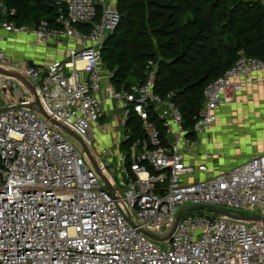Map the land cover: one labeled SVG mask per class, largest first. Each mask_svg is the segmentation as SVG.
Wrapping results in <instances>:
<instances>
[{
    "label": "built area",
    "instance_id": "built-area-1",
    "mask_svg": "<svg viewBox=\"0 0 264 264\" xmlns=\"http://www.w3.org/2000/svg\"><path fill=\"white\" fill-rule=\"evenodd\" d=\"M118 1L57 0V27L0 23V30L29 34L47 47L67 43L65 57L45 68L15 63L0 48V67L36 89L48 117L29 85L0 73V264H264V224L188 211L206 206L264 218V155L211 178L204 177L207 165L189 160L217 111L246 87L264 84V60L241 53L210 83L191 132L175 95L156 92L153 60L143 82L120 91L110 85L106 99L102 81L112 73L102 49L121 22ZM112 101L124 113L125 135L98 157L93 145L111 127L101 119ZM152 111L163 122L165 143ZM132 115L142 122L137 137L126 125ZM52 121L80 137L110 187ZM112 153L120 166L114 178ZM180 215L165 248L145 234L167 238Z\"/></svg>",
    "mask_w": 264,
    "mask_h": 264
},
{
    "label": "trees",
    "instance_id": "trees-1",
    "mask_svg": "<svg viewBox=\"0 0 264 264\" xmlns=\"http://www.w3.org/2000/svg\"><path fill=\"white\" fill-rule=\"evenodd\" d=\"M57 0H0V23L57 27ZM121 22L102 49L105 70L116 91L143 82L148 61L158 65L156 92L173 93L191 132L205 103L206 87L238 61L240 54L264 60L263 0H119ZM82 30L87 28L79 27ZM150 121L166 142L158 114ZM134 137L142 122H126ZM189 135H193L189 133Z\"/></svg>",
    "mask_w": 264,
    "mask_h": 264
},
{
    "label": "crops",
    "instance_id": "crops-1",
    "mask_svg": "<svg viewBox=\"0 0 264 264\" xmlns=\"http://www.w3.org/2000/svg\"><path fill=\"white\" fill-rule=\"evenodd\" d=\"M31 37L29 34L14 35L0 30V48L15 63H30L40 68L65 57L67 43L65 47H47ZM60 50L62 53H58ZM109 86L104 87L106 93ZM216 114V123L200 134L196 153L189 159L193 164L208 166L209 172L204 176L207 178L232 170L253 156L264 155V84L246 87L242 94L222 106ZM220 135L233 138L225 157L217 154L215 141ZM111 145L116 146L114 143L108 146ZM209 155L210 158H207Z\"/></svg>",
    "mask_w": 264,
    "mask_h": 264
},
{
    "label": "rangeland",
    "instance_id": "rangeland-1",
    "mask_svg": "<svg viewBox=\"0 0 264 264\" xmlns=\"http://www.w3.org/2000/svg\"><path fill=\"white\" fill-rule=\"evenodd\" d=\"M31 38H34V37L32 36ZM65 46H66V44L64 43L62 45V47H65ZM54 47L57 48L56 46H54ZM58 53H62V51L60 50V51H58ZM63 53H64V51H63ZM109 85H110V81L107 80V76L104 75V79L102 81V88L104 89V87L109 86ZM102 94H103L104 98L108 99L109 96L107 95V93L105 91ZM110 105H111V108L113 110L110 112H106L105 116L101 120L105 123H109L111 125V127L107 130H101L100 132H98V134L95 137L96 143H94V145H93L94 153L97 154L98 157H100L99 151H101L102 149L109 148L108 145L110 143H112V144L114 143V145L119 146L121 141L124 139V135H125L124 113H123L122 109L119 108L117 102L112 101V103H110ZM108 110L109 109H107V111ZM115 127H117V129ZM65 136L74 145H76L78 147V149L82 152L88 167L94 169V165H93L92 161L90 160L88 154L86 153L83 145L79 141L74 139L72 136H70L69 134L65 133ZM232 141H233V138H231V136L225 135L222 137L220 135L219 140L215 141L216 148L218 150L217 151L218 156L225 157L226 150L228 147L231 148ZM111 147H112V145H111ZM109 159H112L113 161H112L111 165H108V175H109V177L113 176V178H114L115 176H114L112 171H119V169H120L119 162L117 160V156L115 153L110 154ZM106 163L107 162H103V164H106ZM101 183L105 186V184L102 180H101ZM230 212H232L234 214H239L241 216H256L257 215V212H248V211H240V210H231ZM194 213L213 215L212 213L206 212V211H195ZM157 244L159 246H161L162 248L166 247V244H164V242H157Z\"/></svg>",
    "mask_w": 264,
    "mask_h": 264
},
{
    "label": "water",
    "instance_id": "water-1",
    "mask_svg": "<svg viewBox=\"0 0 264 264\" xmlns=\"http://www.w3.org/2000/svg\"><path fill=\"white\" fill-rule=\"evenodd\" d=\"M0 73L4 74V75H7V76H12L24 83H26L27 85L30 86L34 96H35V99H36V104L40 110V113L45 116L46 118L47 115L46 113L44 112L41 104H40V100H39V97L37 95V92H36V89L29 84V82L24 79L23 77L19 76V75H16V74H13V73H9L7 71H5L4 69H2L0 67ZM52 123L57 126L58 128H60L62 131H64L65 133L69 134L70 136H72L74 139H76L77 141H79L82 145H83V142L82 140L80 139V137L76 136L74 133H72L71 131H69L67 128L63 127L62 125H60L59 123L55 122V121H52ZM84 149L86 151V153L88 154L90 160L92 161L95 169L97 170L98 174L101 176V178L106 182L107 186L110 187L108 181L106 180V178L104 177V175L100 172L96 162L92 159L91 157V154L90 152L88 151V149L84 146ZM189 212H194V211H206V212H210L212 214H215V215H219V216H222V217H226V218H230V219H233V220H237V221H247V222H259V223H262L264 224V218L263 217H260V216H241V215H237V214H233V213H230L228 211H225V210H220V209H215V208H211V207H206V206H197V207H192V208H189L188 209ZM180 217L181 215L178 217L177 219V222L175 224V226L173 227L171 233L169 234V236L165 239H160L158 236L156 235H153V234H150V233H145L149 238H151L152 240L156 241V242H164L166 241L167 239H169L172 234L175 232L176 230V227H177V224L180 220Z\"/></svg>",
    "mask_w": 264,
    "mask_h": 264
}]
</instances>
